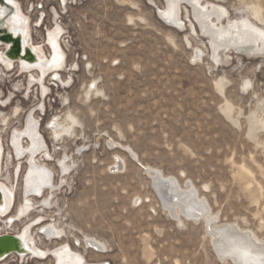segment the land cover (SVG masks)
Returning a JSON list of instances; mask_svg holds the SVG:
<instances>
[{
	"label": "rangeland",
	"instance_id": "rangeland-1",
	"mask_svg": "<svg viewBox=\"0 0 264 264\" xmlns=\"http://www.w3.org/2000/svg\"><path fill=\"white\" fill-rule=\"evenodd\" d=\"M201 1L223 7L225 25L250 19L264 30V0ZM164 6L165 0H88L73 10L60 40L66 67L45 79L43 97L29 74L0 72V100L12 96L0 106L1 177L15 192L12 213L1 220L15 219L11 227L0 224L3 234L41 217L63 235L45 239L35 226L37 247L68 245L84 264H233L218 255L201 220L178 221L166 212L146 172L155 169L192 185L213 227L233 226L264 243V56L231 49L214 63L208 39L192 31L190 5L180 4L183 29L158 14ZM54 23L32 29L34 45ZM31 112L56 186L30 199L24 212L27 162L8 157V135L23 130ZM52 121L72 133L54 140ZM61 162L69 164L67 174ZM0 264L54 260L11 255Z\"/></svg>",
	"mask_w": 264,
	"mask_h": 264
},
{
	"label": "bare ground",
	"instance_id": "bare-ground-1",
	"mask_svg": "<svg viewBox=\"0 0 264 264\" xmlns=\"http://www.w3.org/2000/svg\"><path fill=\"white\" fill-rule=\"evenodd\" d=\"M183 2H187L192 10L191 15L194 19L190 18L193 23L190 22L194 24L191 25L192 31L208 39V56L214 63H219L221 53L229 55L231 49L264 56V30L250 19L229 20L225 25L223 18L227 16V11L219 5L205 4L201 0H165V6L162 10H158V14L170 25L183 29L185 25L180 18V4ZM37 22L38 20H35V23ZM39 26L40 22L33 25L30 16L22 10L18 2L13 0L0 2V47H2L0 72L5 74L16 68L19 74H29V84H37L43 97L47 91L43 82L53 74L55 79L59 77L58 73L66 67V55L60 42L63 30L57 23L53 24V28L51 26V29H46L41 45L33 44L32 29H38ZM44 45L47 46L48 53L45 52ZM88 93L90 94L91 91L88 90ZM11 100L12 96H9L6 101L1 99L0 106L6 107ZM18 113L19 108L12 112L14 116ZM24 119V129L14 130L8 135V157L18 159L25 156L26 158L27 169L22 180L21 204L23 211L28 212L33 205L30 199L41 196L45 191H53L56 185L52 183V171L43 163L49 157V153L47 144L39 131L40 123L32 116V112ZM7 120L3 116L1 123H6ZM48 129L54 140H60L63 135L72 133L71 128L63 126V123L58 121H52ZM5 152L0 138V224L8 228L11 227L14 216H11V221L1 219L7 218L12 213L15 192L13 186L7 185L1 177ZM114 165L118 170L123 167L121 162ZM59 166L63 174H67L70 170L69 164L65 162H61ZM146 172L151 177L153 188L166 212L178 221H181L180 215L194 221L201 220L221 258L229 259L233 264H264V243L251 234L240 233L233 226L213 227L214 218L210 215L206 201L197 195L192 185L186 184L182 187L176 178L165 177L159 170L148 169ZM47 205L46 202L41 203V206ZM43 223V218L36 217L12 235L14 250L9 254L7 251L0 250V263L11 255L22 260L39 261L52 256L54 264L85 263L83 256L73 252L68 245H60L49 251L37 247L35 237L32 235L35 226H39L37 235H42L45 239H58L63 235L54 223ZM4 235L9 233L3 234L0 226V238ZM86 241L91 242L88 238ZM91 244L93 247L98 245L95 242ZM11 247L10 240H0V249H12Z\"/></svg>",
	"mask_w": 264,
	"mask_h": 264
},
{
	"label": "built area",
	"instance_id": "built-area-1",
	"mask_svg": "<svg viewBox=\"0 0 264 264\" xmlns=\"http://www.w3.org/2000/svg\"><path fill=\"white\" fill-rule=\"evenodd\" d=\"M5 0H0L3 2ZM20 4L22 10L30 18L40 22L39 28L45 25L49 19H53L59 26L64 27V18L69 16L73 10L84 5L88 0H13ZM54 23V24H55ZM38 28V29H39ZM63 30V29H62ZM64 32V30H63ZM63 35V34H62Z\"/></svg>",
	"mask_w": 264,
	"mask_h": 264
},
{
	"label": "water",
	"instance_id": "water-1",
	"mask_svg": "<svg viewBox=\"0 0 264 264\" xmlns=\"http://www.w3.org/2000/svg\"><path fill=\"white\" fill-rule=\"evenodd\" d=\"M3 239H8V240H10V242H11V248L12 249H0V250H2V251H7V254H9L10 253V251H13L14 250V236H12L11 234H9V235H4L2 238H0V240H3Z\"/></svg>",
	"mask_w": 264,
	"mask_h": 264
},
{
	"label": "flooded vegetation",
	"instance_id": "flooded-vegetation-1",
	"mask_svg": "<svg viewBox=\"0 0 264 264\" xmlns=\"http://www.w3.org/2000/svg\"><path fill=\"white\" fill-rule=\"evenodd\" d=\"M51 28H53V25H52V27H51ZM51 28H50V29H51ZM50 29H48V30H50ZM44 36H45V35H44Z\"/></svg>",
	"mask_w": 264,
	"mask_h": 264
}]
</instances>
